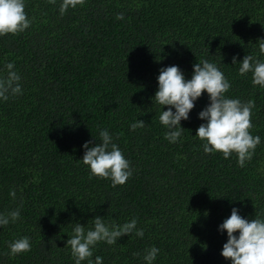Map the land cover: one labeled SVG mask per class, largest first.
<instances>
[{
	"label": "trees",
	"instance_id": "16d2710c",
	"mask_svg": "<svg viewBox=\"0 0 264 264\" xmlns=\"http://www.w3.org/2000/svg\"><path fill=\"white\" fill-rule=\"evenodd\" d=\"M24 2L31 26L0 36V69L15 61L24 88L0 102V211L22 203L20 219L0 228V264H74L68 233L96 215L118 224L136 217L145 230L143 238L99 242L92 259L102 256L104 264H143L151 246L160 249L154 264H230L218 225L232 207L251 218L264 212V89L233 64L234 56L258 53L264 0H85L64 16L59 0ZM203 59L229 79L226 95L255 101L250 132L262 143L244 167L235 153H204L194 136L206 92L182 120L181 140L164 139L162 106L152 100L160 69L179 65L191 78ZM139 118L145 126L131 131ZM100 128L118 136L131 161L123 185L90 177L81 160L82 145ZM24 235L30 252L3 254Z\"/></svg>",
	"mask_w": 264,
	"mask_h": 264
},
{
	"label": "clouds",
	"instance_id": "9594fccd",
	"mask_svg": "<svg viewBox=\"0 0 264 264\" xmlns=\"http://www.w3.org/2000/svg\"><path fill=\"white\" fill-rule=\"evenodd\" d=\"M48 3L55 5L57 0H48ZM84 3L85 0H59V14L64 16L70 8L74 10ZM116 19L123 20L124 13H117ZM31 23L24 0H0V36L24 32ZM257 43L256 55L247 54L242 60L234 56L233 64L239 62V74L246 76L251 73L252 85L264 89V59H261L264 57V38ZM157 81L158 88L152 100L153 105L162 106L158 119L165 128V140L173 144L181 140L185 129L182 120L190 118L196 102L206 92L208 103L198 113V118L203 122L194 135L203 142L204 153L220 152L225 159L235 153L240 167L251 160L257 146L262 143L260 135L254 136L250 132L255 101H242L226 95L231 83L216 63L208 59L194 63L191 78H186L179 65L163 66ZM23 94L22 76L16 70L15 61L6 62L4 68L0 69V102ZM165 106H169L167 110ZM144 126L145 121L140 118L129 125L131 131ZM117 139L118 136L108 128H100L98 135H93V139L82 145L84 155L81 160L88 166L90 177L109 179L113 187L125 184L133 175L131 161L126 158ZM8 194L13 200L17 199L14 186ZM21 208L22 203L14 209L0 211V228L16 223L21 217ZM137 225L136 217L118 224L96 215L88 226L75 223L71 234L68 233L65 246L70 248L74 264H83L84 261L87 264H104L102 256L97 255L92 259L98 243L115 245L122 236L132 234L143 238L145 230ZM218 230L221 234L226 230L227 240L221 255L229 259L230 264H264V212L251 218L242 215L239 207H232L230 216L218 225ZM31 248V237L24 235L9 242L8 250L3 254L15 257L30 252ZM159 252L156 246L146 248L142 256L143 264H154Z\"/></svg>",
	"mask_w": 264,
	"mask_h": 264
}]
</instances>
